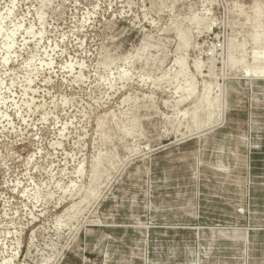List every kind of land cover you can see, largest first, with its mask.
<instances>
[{
  "label": "rangeland",
  "instance_id": "374dc122",
  "mask_svg": "<svg viewBox=\"0 0 264 264\" xmlns=\"http://www.w3.org/2000/svg\"><path fill=\"white\" fill-rule=\"evenodd\" d=\"M262 59L264 0H0V264H264Z\"/></svg>",
  "mask_w": 264,
  "mask_h": 264
},
{
  "label": "bare ground",
  "instance_id": "6f19581e",
  "mask_svg": "<svg viewBox=\"0 0 264 264\" xmlns=\"http://www.w3.org/2000/svg\"><path fill=\"white\" fill-rule=\"evenodd\" d=\"M262 26V25H261ZM262 43V42H261ZM257 44V43H256ZM256 55V54H255ZM257 60H259L257 57H256ZM264 60V59H262ZM264 62V61H263ZM256 72V71H255ZM255 74H258L260 77L264 78V65L263 67L261 68V70L259 69ZM166 225V224H165Z\"/></svg>",
  "mask_w": 264,
  "mask_h": 264
}]
</instances>
